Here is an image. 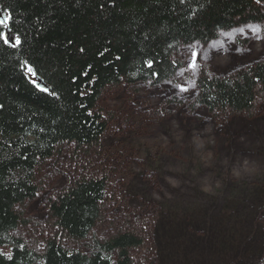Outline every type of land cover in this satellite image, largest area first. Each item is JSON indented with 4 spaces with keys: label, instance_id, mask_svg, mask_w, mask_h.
Masks as SVG:
<instances>
[{
    "label": "trees",
    "instance_id": "trees-1",
    "mask_svg": "<svg viewBox=\"0 0 264 264\" xmlns=\"http://www.w3.org/2000/svg\"><path fill=\"white\" fill-rule=\"evenodd\" d=\"M0 13V21L10 17L0 23V264H144L145 246L159 264H203L193 246L201 235L208 240L205 264L251 257L264 264L262 180L233 189L214 216L198 205H172L159 207L154 220L152 203L134 192L133 208L120 204L107 213V178L71 174L53 195L39 180L40 168L64 149L80 169L99 157L107 131L97 105L114 88L174 83L186 74L191 107L211 119L263 111L264 52L224 73L209 72L198 58L183 69L179 52L263 26L264 0H0ZM43 194L49 234L36 249L16 232L44 230L23 217L24 206ZM100 222L113 225L104 238L93 233ZM249 241L255 250L243 252Z\"/></svg>",
    "mask_w": 264,
    "mask_h": 264
},
{
    "label": "rangeland",
    "instance_id": "rangeland-1",
    "mask_svg": "<svg viewBox=\"0 0 264 264\" xmlns=\"http://www.w3.org/2000/svg\"><path fill=\"white\" fill-rule=\"evenodd\" d=\"M263 52L264 24L248 25L220 34L206 47L183 48L179 59L183 69H189L196 56L209 72L224 73L233 70L237 63L259 59ZM185 76L180 74L174 83L139 84L104 92L97 110L107 133L100 145L99 157L90 159L81 170L74 166L71 150L64 149L40 168L41 190L53 195L67 185L71 174L104 177L108 180L107 213L117 211L120 204L133 208L135 197L130 200L128 194L134 192L152 203L150 218L154 220L159 207L172 205L192 209L198 205L206 215L210 211L214 216L226 199L232 198L233 189L264 181V109L251 115L232 114L227 119H211L205 109L191 107L192 94L183 81ZM221 122L226 128H222ZM45 199L43 194L23 208V217L42 224L44 230L36 236L30 229L21 228L16 232L28 244L34 243L36 249L49 234L43 223ZM260 222L264 223V216ZM110 227L113 225L100 222L93 233L104 238L110 233ZM200 232L205 230L200 228ZM201 237L200 246L197 243L193 246L205 264L208 240ZM63 245L83 251L81 244L64 242ZM240 249L255 250V246L249 241ZM139 259L144 264L147 260L149 264H159L153 251L148 257L146 246ZM253 261L251 257L243 264Z\"/></svg>",
    "mask_w": 264,
    "mask_h": 264
},
{
    "label": "snow or ice",
    "instance_id": "snow-or-ice-1",
    "mask_svg": "<svg viewBox=\"0 0 264 264\" xmlns=\"http://www.w3.org/2000/svg\"><path fill=\"white\" fill-rule=\"evenodd\" d=\"M8 19H10V17H6L5 20L0 21V23H4V24H6V22H7ZM7 42H8L7 39H5V43H7ZM19 42H20V41H19V39L17 38V39H16V43L18 44ZM27 71H28L29 73H31L32 70H31V68L29 67V68L27 69ZM33 83L36 84L35 81H33ZM36 86H37L38 88L40 87L39 84H36ZM41 90L43 91V90H46V89L41 88Z\"/></svg>",
    "mask_w": 264,
    "mask_h": 264
},
{
    "label": "water",
    "instance_id": "water-1",
    "mask_svg": "<svg viewBox=\"0 0 264 264\" xmlns=\"http://www.w3.org/2000/svg\"><path fill=\"white\" fill-rule=\"evenodd\" d=\"M2 15H1V13H0V20H2ZM5 39H7V43H9V44H12L13 43V38L9 35V32L6 30L5 31Z\"/></svg>",
    "mask_w": 264,
    "mask_h": 264
},
{
    "label": "bare ground",
    "instance_id": "bare-ground-1",
    "mask_svg": "<svg viewBox=\"0 0 264 264\" xmlns=\"http://www.w3.org/2000/svg\"><path fill=\"white\" fill-rule=\"evenodd\" d=\"M264 54V53H263Z\"/></svg>",
    "mask_w": 264,
    "mask_h": 264
}]
</instances>
